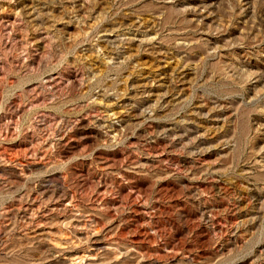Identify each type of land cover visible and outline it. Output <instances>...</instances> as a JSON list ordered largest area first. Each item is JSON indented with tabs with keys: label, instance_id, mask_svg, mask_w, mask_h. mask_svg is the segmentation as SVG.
<instances>
[{
	"label": "rangeland",
	"instance_id": "374dc122",
	"mask_svg": "<svg viewBox=\"0 0 264 264\" xmlns=\"http://www.w3.org/2000/svg\"><path fill=\"white\" fill-rule=\"evenodd\" d=\"M0 264H264V0H0Z\"/></svg>",
	"mask_w": 264,
	"mask_h": 264
}]
</instances>
